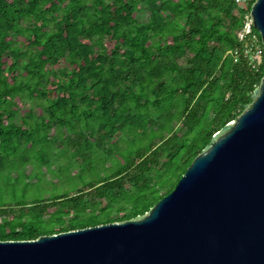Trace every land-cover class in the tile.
<instances>
[{"label": "trees", "instance_id": "trees-1", "mask_svg": "<svg viewBox=\"0 0 264 264\" xmlns=\"http://www.w3.org/2000/svg\"><path fill=\"white\" fill-rule=\"evenodd\" d=\"M241 25L234 0H0V240L133 219L172 192L264 79L235 54ZM112 155L84 189L18 200L26 165ZM90 203L122 216L54 221Z\"/></svg>", "mask_w": 264, "mask_h": 264}, {"label": "water", "instance_id": "water-1", "mask_svg": "<svg viewBox=\"0 0 264 264\" xmlns=\"http://www.w3.org/2000/svg\"><path fill=\"white\" fill-rule=\"evenodd\" d=\"M253 16L264 42V0ZM252 98L145 214L0 240V264H264V79Z\"/></svg>", "mask_w": 264, "mask_h": 264}, {"label": "rangeland", "instance_id": "rangeland-1", "mask_svg": "<svg viewBox=\"0 0 264 264\" xmlns=\"http://www.w3.org/2000/svg\"><path fill=\"white\" fill-rule=\"evenodd\" d=\"M138 17L141 21H145L149 17V14L145 9H141L138 13ZM105 158H108V156L105 155ZM71 159L70 157L62 159L57 158V160L52 162V166H45L42 169H32L31 165L23 167V170L29 177L27 182H23L17 187L16 195L18 200L28 203L33 199L55 197L66 192L69 188L78 187L84 189L83 187L88 181L98 178L99 175H103L105 168H111V164H116L117 160L115 156L112 155L110 163L104 164L101 157H94L91 165H87L86 167L85 161L82 158L74 159L73 161ZM89 161L88 159L87 163ZM165 192L166 189L161 191L162 194ZM114 211V208L103 210L90 203L88 208L84 212L82 211L78 216L75 214V211L72 214L56 218L57 220L54 219V221L70 222L73 220L77 221V219H79L78 221H92L99 218H107L109 214H113L116 218L122 216V214H114ZM52 216V213L44 216L47 225L50 224L49 218Z\"/></svg>", "mask_w": 264, "mask_h": 264}, {"label": "built area", "instance_id": "built-area-1", "mask_svg": "<svg viewBox=\"0 0 264 264\" xmlns=\"http://www.w3.org/2000/svg\"><path fill=\"white\" fill-rule=\"evenodd\" d=\"M257 0H234V12L242 18V25L237 37L242 48L235 54H243L252 69L258 70L264 65V42L260 32L255 27L253 7Z\"/></svg>", "mask_w": 264, "mask_h": 264}]
</instances>
